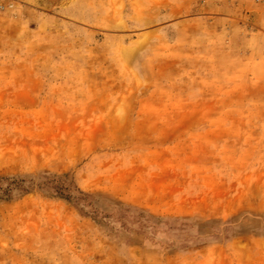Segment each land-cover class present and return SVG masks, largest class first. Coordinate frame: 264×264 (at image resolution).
I'll list each match as a JSON object with an SVG mask.
<instances>
[{
    "label": "rangeland",
    "instance_id": "obj_1",
    "mask_svg": "<svg viewBox=\"0 0 264 264\" xmlns=\"http://www.w3.org/2000/svg\"><path fill=\"white\" fill-rule=\"evenodd\" d=\"M4 1L0 73L59 80L0 106V178L33 183L0 201V264H264L258 7L227 32L199 19L228 0Z\"/></svg>",
    "mask_w": 264,
    "mask_h": 264
},
{
    "label": "crops",
    "instance_id": "obj_2",
    "mask_svg": "<svg viewBox=\"0 0 264 264\" xmlns=\"http://www.w3.org/2000/svg\"><path fill=\"white\" fill-rule=\"evenodd\" d=\"M227 1V0H226ZM229 5L222 8V17H216L214 15H207L200 17V21L211 22L216 19L226 21L227 32L230 31V20L233 17H238L240 20H246L248 17L249 2L247 0H228ZM211 9L207 13H213ZM227 17V18H226ZM213 19V20H212ZM247 22V21H246ZM178 22H173L170 25L178 27ZM244 26V25H243ZM56 74H42V73H31L26 75H15V74H1L0 73V106H12L19 108H33L43 104L40 102V98L43 97L45 91H51L48 89L47 82L59 80L55 76ZM45 87V88H44ZM43 91V92H42ZM46 93V92H45ZM41 103V104H40ZM65 126L64 121L59 124V128Z\"/></svg>",
    "mask_w": 264,
    "mask_h": 264
},
{
    "label": "trees",
    "instance_id": "obj_3",
    "mask_svg": "<svg viewBox=\"0 0 264 264\" xmlns=\"http://www.w3.org/2000/svg\"><path fill=\"white\" fill-rule=\"evenodd\" d=\"M43 178H46L45 174L42 175ZM62 178L68 179L69 175L67 172L61 174ZM55 177V176H54ZM31 179L25 178V177H4L0 178V201H8L12 199H18L28 193H30L33 190V183L32 181H28ZM2 183H6L3 184ZM69 184L71 186L74 185V188L78 195L84 196L85 194L80 191L73 181H69ZM53 182L46 181L42 183L38 189L46 194L47 196H54L53 193L56 195V197L66 200L69 203H72L73 205H77L81 198L79 196L74 197L72 194H69L67 188H54ZM56 189V190H55ZM53 191V192H52Z\"/></svg>",
    "mask_w": 264,
    "mask_h": 264
},
{
    "label": "built area",
    "instance_id": "obj_4",
    "mask_svg": "<svg viewBox=\"0 0 264 264\" xmlns=\"http://www.w3.org/2000/svg\"><path fill=\"white\" fill-rule=\"evenodd\" d=\"M253 5L258 7L257 14L264 20V0H250ZM13 5L6 3L4 0H0V13L5 12L8 9H12Z\"/></svg>",
    "mask_w": 264,
    "mask_h": 264
}]
</instances>
